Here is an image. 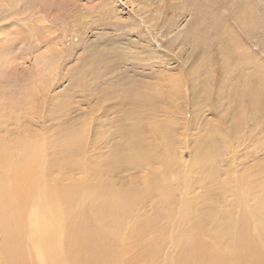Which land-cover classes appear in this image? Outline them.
I'll return each instance as SVG.
<instances>
[{
	"label": "rangeland",
	"instance_id": "374dc122",
	"mask_svg": "<svg viewBox=\"0 0 264 264\" xmlns=\"http://www.w3.org/2000/svg\"><path fill=\"white\" fill-rule=\"evenodd\" d=\"M257 85L264 88V0H0L2 134H17L14 123L28 124L31 112L33 129L75 127L93 144L87 154L96 149L102 160L116 143L127 151L138 127L150 141L161 132L166 138L172 125L175 139L168 148L158 144V155L174 167L177 203L185 182L190 196L208 188L191 185L202 146L219 152L222 179L264 164V89L255 94ZM156 166L151 172L161 174ZM115 170L116 187L146 189L145 169ZM159 199H145L137 211L157 215ZM228 204L200 205L205 235Z\"/></svg>",
	"mask_w": 264,
	"mask_h": 264
},
{
	"label": "bare ground",
	"instance_id": "6f19581e",
	"mask_svg": "<svg viewBox=\"0 0 264 264\" xmlns=\"http://www.w3.org/2000/svg\"><path fill=\"white\" fill-rule=\"evenodd\" d=\"M259 85L251 88L260 95ZM24 116L29 123H14L17 134L0 130V264H264L263 163L222 179L227 170L218 165L219 152L201 144L191 185L208 188L190 196L185 182L177 203L169 180L174 167L158 155V144L168 148L175 139L172 125L166 138L161 132L150 141L138 127L129 132L134 140L127 151L116 143L101 160V151L87 154L93 144L75 127L37 131L45 124L33 129L31 112ZM155 162L161 174L151 172ZM130 165L145 169L146 189L116 187L112 173ZM65 169L69 177L53 175ZM211 176L216 179L209 186ZM154 196L162 202L157 215L139 214L145 199ZM219 198L229 201L228 208L205 235L199 207ZM178 216L171 234L169 225Z\"/></svg>",
	"mask_w": 264,
	"mask_h": 264
}]
</instances>
